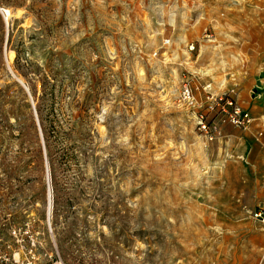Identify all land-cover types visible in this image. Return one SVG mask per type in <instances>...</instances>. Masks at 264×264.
<instances>
[{"label": "rangeland", "instance_id": "rangeland-1", "mask_svg": "<svg viewBox=\"0 0 264 264\" xmlns=\"http://www.w3.org/2000/svg\"><path fill=\"white\" fill-rule=\"evenodd\" d=\"M171 4L0 0V264H264V70Z\"/></svg>", "mask_w": 264, "mask_h": 264}, {"label": "crops", "instance_id": "crops-1", "mask_svg": "<svg viewBox=\"0 0 264 264\" xmlns=\"http://www.w3.org/2000/svg\"><path fill=\"white\" fill-rule=\"evenodd\" d=\"M171 7L170 20L174 23L193 21L211 24L220 44V48L217 46L220 49L217 55L228 57L237 71L249 72L253 68H257L258 72L264 70V0H172ZM179 7L183 9L182 14H177ZM223 66L224 59L211 58L208 64H202L201 71L213 72ZM241 77L252 84V78H245L243 74ZM251 84L242 81L239 96L256 119L259 118L256 116L264 114V87L254 97L249 93ZM252 136L250 131L244 135V151L239 154L241 158L248 160L253 156L246 153L247 146H255L254 139L257 138L253 139ZM259 143L264 147L262 142Z\"/></svg>", "mask_w": 264, "mask_h": 264}, {"label": "built area", "instance_id": "built-area-1", "mask_svg": "<svg viewBox=\"0 0 264 264\" xmlns=\"http://www.w3.org/2000/svg\"><path fill=\"white\" fill-rule=\"evenodd\" d=\"M182 98L187 101V102H191L193 99H192V96H191V93H190V90L187 86H183V90H182ZM231 102H229V104L231 105ZM241 117V118H238V116ZM228 120H230L231 122L235 123V124H242L244 121H247L248 117H247V114L245 113H239V110L237 108H234L232 113L228 116ZM204 121V120H203ZM200 127L201 129H206V123L205 122H202V119L200 120ZM262 213L259 211V212H256L254 213V217L256 218H262Z\"/></svg>", "mask_w": 264, "mask_h": 264}, {"label": "bare ground", "instance_id": "bare-ground-1", "mask_svg": "<svg viewBox=\"0 0 264 264\" xmlns=\"http://www.w3.org/2000/svg\"><path fill=\"white\" fill-rule=\"evenodd\" d=\"M3 15H4V10H3Z\"/></svg>", "mask_w": 264, "mask_h": 264}]
</instances>
